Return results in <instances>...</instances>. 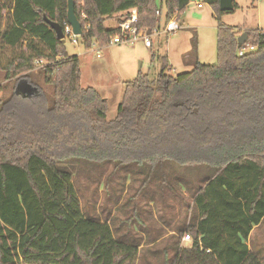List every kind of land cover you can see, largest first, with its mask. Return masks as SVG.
<instances>
[{"label": "trees", "instance_id": "obj_1", "mask_svg": "<svg viewBox=\"0 0 264 264\" xmlns=\"http://www.w3.org/2000/svg\"><path fill=\"white\" fill-rule=\"evenodd\" d=\"M202 1L218 20L216 63L196 62L172 75L159 57L153 78L138 71L124 82L109 118L108 100L81 85L78 56L67 53L43 19L63 26L67 0H0V72L7 80L20 75L13 95L0 98V264H145L142 239L123 229L126 219H140L143 207L134 204L136 211L123 220L86 214L67 158L100 168L113 162L106 191L110 173L127 170L122 178L128 182L112 193L118 209L138 195L136 190L120 202L139 172L148 173L139 182L151 183L145 193L152 201L158 197L169 206L191 196L186 231L192 244L179 247V235L167 248L165 264H263L246 241L264 217V29H245L246 40L238 44L242 32L221 22L219 0ZM189 3L74 0L80 43L86 49L93 40L105 46L118 32L105 21L121 19L132 8L136 25L151 28L158 23L156 10L169 19ZM36 59L48 64L36 65ZM32 74L51 91L49 97L35 95L29 119L21 100L27 96L14 95ZM10 103L21 111L9 110Z\"/></svg>", "mask_w": 264, "mask_h": 264}, {"label": "rangeland", "instance_id": "obj_2", "mask_svg": "<svg viewBox=\"0 0 264 264\" xmlns=\"http://www.w3.org/2000/svg\"><path fill=\"white\" fill-rule=\"evenodd\" d=\"M78 4L82 5L83 3L79 2ZM235 5L237 8L220 15L222 23L234 28L235 31L242 29L241 32L245 29H264V0H235ZM175 17L181 23V28L168 35H159V40L155 38L154 53H151V49L143 45L142 40H138L132 43L111 44L101 47L97 49L100 55L97 57V52L93 48L86 49L81 43H73L70 37L66 36L64 38L67 53L79 56L81 85L95 88L108 100L109 118L115 115L117 106L122 99L124 82L134 79L138 71L147 73L150 78H153L157 72V67H159L157 62L159 56H167L171 70L169 73L172 75L189 71L196 62L210 65L216 63V26L218 20L215 18L213 8L204 2H202L201 7H197L191 1L184 12ZM113 24V18L105 21L107 27ZM19 77L20 75L7 80L4 79V73L0 72V86L3 88H0V98L2 100H6L10 95H13V87ZM19 90H23V92L15 94L14 97L27 96L21 100L25 102L24 108L27 109L24 111L25 115L32 119L33 110L30 108L35 104V95L43 91L49 97L51 87L48 84L44 85L41 77L37 74H32L30 83L24 81L18 84L15 91ZM21 109L15 111L11 103L9 105V110L14 113L20 112ZM44 110L45 108L42 109V111ZM67 159L73 161L72 178L82 210L86 214L100 215L102 218L109 214V218L116 217L123 220L125 216L136 211V209L133 210L134 204H137L139 209L146 206L149 198L145 193V189L148 191L151 183L145 182L141 185L139 180L145 179L148 173H135L136 182L134 187L132 186L127 194H123L120 202L123 203L127 199L126 197L133 195L136 190H139L138 195L132 199L129 205L126 201L125 206L118 209L120 204L116 207V200L112 195L118 194L117 190L120 188V182L121 184L128 182L123 180L127 170L116 167V170L110 173L108 177L110 184L108 185L109 190L106 191L104 181L114 165L113 162L104 164L100 168L101 164L94 167V164L85 163L84 160ZM154 177L152 176V178ZM154 182H159V179ZM109 196L112 198L111 201L108 200ZM103 208L104 210H102ZM141 217L140 215L139 220L136 216L129 220L126 219L123 229L132 231L137 225L141 224ZM161 259L162 262H159L158 259L153 258V264H165L166 257L163 255ZM260 259L264 264V256H261Z\"/></svg>", "mask_w": 264, "mask_h": 264}, {"label": "crops", "instance_id": "obj_3", "mask_svg": "<svg viewBox=\"0 0 264 264\" xmlns=\"http://www.w3.org/2000/svg\"><path fill=\"white\" fill-rule=\"evenodd\" d=\"M112 18L114 19V24L108 26V28H116L119 18L116 15H114ZM177 21L181 28L182 26L181 23L179 22L178 19ZM240 31H242V29H240ZM159 37L160 36L156 37V39L159 40ZM154 40L150 47L145 46L143 43V45L146 48L151 49V53H154L153 52ZM159 57H165L168 64L167 56H159ZM159 60L157 61L159 63V67H157V72L161 64V60L160 62ZM20 92H23V90L18 91V93ZM184 194L187 195L186 193ZM187 198H189V200ZM187 198L185 199L186 200L185 204L183 203V201L185 200L183 201H180L178 199L170 200L171 205L169 206L166 204L163 205L159 201L158 197H156L154 201L150 199L149 201H147L146 206H144V208L141 211L142 213L141 224L137 225L135 229H132V231L130 230L131 235L133 236L137 235L142 239L139 248L141 249L140 254L141 256H143L144 259L143 263L153 264V258H156L158 259L159 262H162L161 256L163 255L165 256V254L168 255L171 254L170 251L171 249H167V248L169 247L171 242H174L173 240L175 238L179 237V235H180L179 247L191 246L192 239L191 240L182 239L184 234L187 233L186 228L189 226L190 223H192L190 221L191 211L190 209H187V205H186V203H189V207L191 208L192 198L190 195H187ZM181 230L184 231L180 233ZM147 239H150L149 243L145 241ZM246 244L249 250L254 254H256L259 258H261V256L262 257L264 256V217L257 225H253L251 231L249 232Z\"/></svg>", "mask_w": 264, "mask_h": 264}, {"label": "built area", "instance_id": "obj_4", "mask_svg": "<svg viewBox=\"0 0 264 264\" xmlns=\"http://www.w3.org/2000/svg\"><path fill=\"white\" fill-rule=\"evenodd\" d=\"M191 2V1H190ZM194 4L197 7L202 6V0H192ZM156 15L158 16L157 24L151 28L148 27H142V26H137V20H138V15H137V9L132 8L128 11V15L123 16L121 19L118 20L116 28L118 30L117 33L113 34L112 36L109 37V40L106 45H111V44H122V43H129V42H135L138 40H142L144 45L147 47H150L153 43V40L158 37L161 34H166L168 35L171 32H174L180 28V25L176 19V15H172L169 19H166L163 14L160 12V10H156ZM81 16L85 18V14L82 12ZM86 28H89V24H86ZM63 35L64 38L66 36L71 38V41L73 43H80V35H75L72 32V27L69 25V23L64 21L63 26ZM105 45V46H106ZM104 47L100 46L95 40H93L87 49H92L95 50L96 56L99 57V48ZM253 50V47H249L246 50H240L239 55L244 54L246 51H251ZM36 65L43 66L48 64V61L45 59H36L34 62ZM183 240H191V235L189 233H185Z\"/></svg>", "mask_w": 264, "mask_h": 264}, {"label": "water", "instance_id": "obj_5", "mask_svg": "<svg viewBox=\"0 0 264 264\" xmlns=\"http://www.w3.org/2000/svg\"><path fill=\"white\" fill-rule=\"evenodd\" d=\"M234 2L235 0H219V9L222 12H230L234 10ZM44 21L50 25V27L54 30L56 38L64 43V35L62 26L57 23L49 20L45 15L43 16ZM67 22L72 27V32L75 35H80L82 33L81 23L75 14L74 9V0H67ZM247 34L245 32L241 33L237 37L238 44H243L246 40ZM18 93V91H16Z\"/></svg>", "mask_w": 264, "mask_h": 264}]
</instances>
